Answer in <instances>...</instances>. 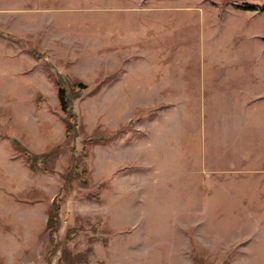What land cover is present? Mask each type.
<instances>
[{"label":"rangeland","instance_id":"374dc122","mask_svg":"<svg viewBox=\"0 0 264 264\" xmlns=\"http://www.w3.org/2000/svg\"><path fill=\"white\" fill-rule=\"evenodd\" d=\"M244 4L264 0H0V264H264V11Z\"/></svg>","mask_w":264,"mask_h":264},{"label":"trees","instance_id":"16d2710c","mask_svg":"<svg viewBox=\"0 0 264 264\" xmlns=\"http://www.w3.org/2000/svg\"><path fill=\"white\" fill-rule=\"evenodd\" d=\"M240 9L248 10V11H264L263 6H250L248 4H244L242 6H238ZM58 86V98L61 104V108L63 112L66 114V118L64 119V134L66 138L75 137L76 133V117L71 107V100L77 98V90H75L74 85L70 84L69 88L63 87L61 84H56ZM80 87V86H79ZM73 95V96H72ZM41 158L45 157V155L40 156ZM25 159L27 163L30 165L31 169L33 168L34 161H36V156L25 155ZM64 203L63 198L54 199L48 207L47 211V219L45 224V230L47 232V236L51 239V241L57 242V235L59 230L62 227V218H61V206ZM70 241V232L69 227L65 230V240L64 242L68 243ZM48 249V248H47ZM44 254L51 256L52 258L57 254L58 258H62L60 254V249L55 247L53 244L52 249L44 251ZM51 262V261H50ZM49 262H47L48 264Z\"/></svg>","mask_w":264,"mask_h":264}]
</instances>
